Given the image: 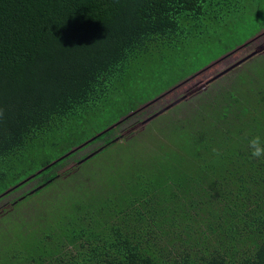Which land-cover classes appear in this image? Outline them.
I'll return each mask as SVG.
<instances>
[{"label": "trees", "instance_id": "obj_1", "mask_svg": "<svg viewBox=\"0 0 264 264\" xmlns=\"http://www.w3.org/2000/svg\"><path fill=\"white\" fill-rule=\"evenodd\" d=\"M254 1L0 0V264H264V158L247 147L264 138V49L182 120L181 104L161 115L147 166L122 146L89 180L101 158L80 162L123 143L137 114L67 156L71 142L43 153L141 88L147 62L161 59L163 93L263 32ZM80 167L83 184L63 186Z\"/></svg>", "mask_w": 264, "mask_h": 264}, {"label": "rangeland", "instance_id": "obj_2", "mask_svg": "<svg viewBox=\"0 0 264 264\" xmlns=\"http://www.w3.org/2000/svg\"><path fill=\"white\" fill-rule=\"evenodd\" d=\"M261 2L263 3L262 0L260 1V3ZM258 3L259 2H255L254 0H246L244 5L246 6V11L252 7L259 6ZM261 49H264V31L257 34L255 37L250 38L240 47H237L234 51L229 52L226 55L210 62L196 74L192 76L190 75L187 79L176 84L163 93L159 92V90H161V59L159 60L155 58V60H153L152 62L146 63L144 72L140 75L141 78L139 77L136 79L140 81L142 85L141 88L133 92L128 97H125L119 103H116V101L113 99L109 100L107 104H99L95 109H93V112L89 114V116L80 121L81 125L78 129H76L71 138L66 137L61 142L59 139L58 145H56L53 149H46L43 153H48V158L51 160L56 158L57 156L62 157V155L64 156L65 154H68L73 149L85 144L89 140L107 131L112 126L118 124L121 121V118L127 117L130 114H137L136 117H133L129 120V122L123 124L119 131H116L117 138L113 142H117L120 139H123L126 143H117L115 146H111L112 148L108 147L109 149L106 148L102 150V152L99 151L100 153L98 152V154L89 159L85 163L84 167H86V165L90 161L92 162V160L101 158L97 159L98 161L95 163V165H93L96 168H94L93 166L89 168V172L87 174V178L89 180L91 175L95 172L94 170H97L98 172L100 171L101 164L106 163L108 160L110 162L119 161L120 157H117L118 151L116 146H122L121 148L127 147V152L121 151V155L126 161H128L132 156L130 155V153H133L135 154V156L138 155L137 157H141L139 165L140 168L144 167L145 165L147 166L148 159L143 157L145 155L144 150L146 149L149 152L151 147L150 144L152 143V146L154 145V139H161L160 131L158 130V128L161 126V115L165 114L164 116H166V114H168L170 110L174 109L176 105L181 104L180 107H182V109L179 111H175V113L170 116L174 119L179 118L182 120L183 115H189L187 112H190L191 108H194L197 105V102L199 101L198 93H200V91L205 88H209V85L211 84V82L209 81L212 78H214L218 74L223 73L235 63L240 62L250 53L259 51ZM208 54L209 52L203 54V56H205V59L210 57ZM239 66H243V63H241ZM230 71L223 74L222 76L230 73ZM145 83L146 87L144 86ZM147 98H150V101H148L147 103L142 102ZM179 99H182V101L166 110L161 115L148 121V119L152 115ZM134 108L135 110H133ZM110 123L111 125H108ZM155 123L157 126L153 125ZM131 124H133V126ZM131 131L134 132L133 136L130 134ZM69 142L72 143L71 146H73V149L64 154L69 145ZM77 144L80 145L77 146ZM99 145V143L94 144L93 146L87 148L85 151H82L80 155L91 153L92 150H96ZM149 145L150 147H148ZM144 159L145 161H143ZM119 165L120 164L118 163L117 167ZM71 166L72 164H69L67 168H71ZM123 166L124 165H121V167ZM73 167L75 168L76 165ZM83 172L84 169L80 167V169H77L73 173L74 176L70 180L64 182L62 185H79V183L83 182V179L81 177V174ZM1 195L2 194H0V196ZM7 201L8 199L5 202ZM2 206L3 203H0V210ZM25 209V207L19 209L20 212H24V216ZM16 217V214H14L15 219ZM7 224H16V220L8 219Z\"/></svg>", "mask_w": 264, "mask_h": 264}, {"label": "water", "instance_id": "obj_3", "mask_svg": "<svg viewBox=\"0 0 264 264\" xmlns=\"http://www.w3.org/2000/svg\"><path fill=\"white\" fill-rule=\"evenodd\" d=\"M257 53H258V51H254V52L250 53L248 56H246V57H245L244 59H242L240 62L235 63L234 65H232L231 67H229V68H228L226 71H224L223 73L218 74L217 76H215L214 78H212L209 82H212V81H214V80L220 78L223 74H225V73L229 72L230 70H232V69L238 67L241 63H244V62L247 61L248 59H250V58H252L253 56H255ZM181 101H182V99H179V100L173 102L172 104H170L169 106L165 107L164 109L158 111L157 113H155L154 115H152V116L148 119V121H150V120H152L153 118H155V117L161 115L163 112H165L166 110H168V109H170L171 107L175 106L176 104H178V103L181 102ZM120 122H121V121H120ZM120 122H119V123H120ZM116 125H117V124H116ZM116 125L112 126L111 128L115 127ZM108 130H109V129H108ZM103 133H104V132H103ZM96 137H97V136H96ZM93 140H94V138L91 139V140H89L88 142H91V141H93ZM88 142H86L85 144H87ZM85 144H83V145H81V146H79V147L73 149V150L70 151L68 154H66V156L69 155L70 153L74 152L76 149L81 148V147L84 146ZM99 151H100V150H97L96 152H93V153L89 154L88 156H86V157H85L83 160H81L80 162H84V161H86L87 159L93 157V156H94L96 153H98ZM7 192H8V191H7ZM7 192H5V193H7ZM5 193L2 194L1 196L5 195ZM1 196H0V197H1Z\"/></svg>", "mask_w": 264, "mask_h": 264}, {"label": "clouds", "instance_id": "obj_4", "mask_svg": "<svg viewBox=\"0 0 264 264\" xmlns=\"http://www.w3.org/2000/svg\"><path fill=\"white\" fill-rule=\"evenodd\" d=\"M247 147L252 158H264V138H262L260 135L252 136L248 140ZM213 151L216 152L217 150L214 149Z\"/></svg>", "mask_w": 264, "mask_h": 264}]
</instances>
